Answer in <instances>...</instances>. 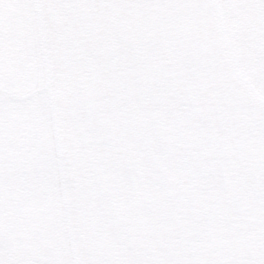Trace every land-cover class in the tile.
<instances>
[{"label":"snow or ice","instance_id":"1","mask_svg":"<svg viewBox=\"0 0 264 264\" xmlns=\"http://www.w3.org/2000/svg\"><path fill=\"white\" fill-rule=\"evenodd\" d=\"M0 264H264V0H0Z\"/></svg>","mask_w":264,"mask_h":264}]
</instances>
